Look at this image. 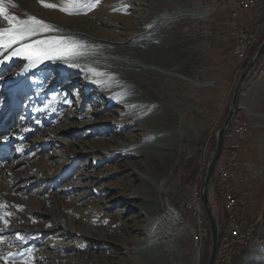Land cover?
<instances>
[{"label": "rangeland", "instance_id": "obj_1", "mask_svg": "<svg viewBox=\"0 0 264 264\" xmlns=\"http://www.w3.org/2000/svg\"><path fill=\"white\" fill-rule=\"evenodd\" d=\"M127 1L93 0L87 6L84 0L85 6L73 16L96 11L108 20L115 13L111 10H125V5H130ZM138 1L142 6H128L130 17L115 18L110 24L97 23L93 28L85 22V28L81 27L85 33L99 32L114 48L92 46L71 31L65 33L50 17L55 11L39 0H4L0 5L9 17L0 15V29L11 30L0 33V58L2 54L5 59L10 57L8 64L0 66V256L4 250L15 249L21 257L11 260L15 264H87L90 259L109 264H185L184 258L191 254H198L199 264L208 263L211 232L210 239L196 246L187 225L191 214L184 212L183 202L191 193L189 187L199 183L201 189L216 150V135L229 116L249 60L240 62L233 56L229 13L219 2ZM143 8L148 10L145 15L139 10ZM13 16L17 19L11 21ZM29 17L43 21L47 30ZM25 20L27 25L20 23ZM147 27L151 30L150 44L140 45L139 50L118 46L125 39L120 33H142ZM29 28L41 30L11 42V36L26 33ZM67 45H78L74 48L78 54L65 51ZM113 57L126 63L137 59L143 64V74L138 77L146 83L147 97L120 81L136 75L128 67L114 65ZM15 75V80L22 77V83L13 96H5L2 82ZM12 98L14 102L9 104ZM123 100L133 103L132 107L119 104ZM140 103H148L152 111L150 119H140L141 125L154 133L149 138L138 124H118L124 113L138 112L140 106L136 105ZM69 115L75 117L67 120ZM244 122L250 133L243 143V169L241 175L237 174L236 189L241 222L253 225L256 233L251 246H235V256L228 264H264V56L240 91L238 111L225 135L224 147L230 140L227 134H233ZM151 142L179 155L192 151L171 198L185 219L176 231L179 252L166 249L165 237L151 238L148 246L131 247V238L140 241L147 237L139 229L144 221L147 224L153 220L152 208L145 207L144 220L134 218L133 212L119 213L129 205L125 202L127 189H140L143 182L160 188L159 181L164 177L147 168L148 152L121 162L104 160L99 151L116 144L130 143L129 148L134 149ZM163 155L158 157L161 161L174 158L172 154ZM134 178L138 180L131 185ZM135 202L140 206V201ZM72 206L77 210L78 233L70 230L72 221L63 214ZM154 208L161 211V205ZM216 216L221 235L226 231L228 216L221 208ZM98 222L106 227L96 226ZM91 231L108 236L104 241L90 238L87 235ZM56 243L65 246V251L49 248ZM90 243L95 246H88L86 251L78 248ZM256 244L262 246L257 253L253 252Z\"/></svg>", "mask_w": 264, "mask_h": 264}, {"label": "bare ground", "instance_id": "obj_2", "mask_svg": "<svg viewBox=\"0 0 264 264\" xmlns=\"http://www.w3.org/2000/svg\"><path fill=\"white\" fill-rule=\"evenodd\" d=\"M113 1L115 2L116 0H113ZM44 3L63 6L62 0H44ZM126 3H128L130 5H133L135 3L137 5L142 6V4L138 0L131 1V2L128 0ZM130 5H125V10L120 11L118 13L115 11L116 8L111 10L115 13H113V15L110 16L111 18H109L108 20L103 19L101 17V15H98L97 12L94 11L95 9L93 10L94 12H92L91 14L84 12V14L81 17H74L73 15H69V17H66V15H67L66 12L59 10V7H55V8L47 7V9L55 11L54 16H50V17H53V19L55 18V20H57V22L59 24L58 26L65 33L70 34L69 31H71L75 35H77V37H79V40H83L92 46H99L101 48L107 46V47L114 48L113 44H111V41H107V40L103 39V37L100 35L99 32L94 31V30H91V31L88 30L89 32L85 33L81 29V27L85 28V22L86 23L90 22L91 23L90 28H93L94 25H96V26L98 25L97 23H99V24H110L109 21L114 20L115 18H118V19L121 18L122 19L123 17H125V18L130 17L131 14L127 15V9H128V6H130ZM120 7H122V6H120ZM112 8L113 7H111V9ZM120 9L121 8H119V10ZM139 10H140V12H142V15L143 14L145 15L146 11H148V10H145L144 8L139 9ZM162 15H164V13ZM164 18L165 17H163V19ZM132 21L134 22V18H132ZM71 27H73V28L70 30ZM74 28H76V30ZM67 29H69V30H67ZM163 29L164 28H162V30ZM150 32H151V30L147 27V28H144L142 33L141 32H139L137 34H135V32L134 33H126V32L120 33V36L125 37V39L123 41L118 42L119 43L118 46H124L125 48L131 47L135 50H139L140 45H142V44L146 45L148 43L150 44L149 41H151V39H152ZM112 43H114V42H112ZM9 59H10V57H7L5 59V56H3L0 59V61H1L0 63H2V62L7 63L9 61ZM83 59H87V58H83ZM111 61L114 65H117V66L119 65V66L130 68L132 70V72L136 75L133 77L124 76L122 78V80H120L122 83L127 85V87L128 86L134 87L135 92H137V93L140 92L141 95H143L144 97L148 96L149 93H148L145 81L143 79H140V77H138V75L143 74L141 72L143 69V66H142L143 64L140 65L139 60H137V59L126 60L127 63H129V64H127L124 60H121V58L119 59V58L113 57V60H111ZM128 101L129 100H123V102H120L119 104L123 103L128 107L130 105H133V103L128 104L127 103ZM139 106H140V108H139L138 112L131 111L130 113H124L122 115V117L119 119L118 124L123 125L124 127H125V125L127 126L130 124H138L137 126H139V128H141L144 131V135H147L148 138L152 137V135H154V133H151L150 129L143 127L141 125L142 120H140L142 116L144 117L145 120L150 119L152 117V111L149 110L148 103H140V104L136 105V108ZM130 107H132V106H130ZM168 116H173V115H168ZM71 117L74 118L75 116L69 115L67 120L71 119ZM252 117L259 118L260 116L257 114H252ZM129 145H130V143L124 144V146L116 144L115 146H113V148L112 147L109 149H105V148L101 149L100 148L99 151L102 152L101 156L104 155V157H103L104 160L112 161L114 159H119V160H121V162L124 160L130 159V158H133L134 156H137L139 154L142 155V154H144V152L145 153L148 152V154L145 155V158L147 161V163H146L147 168L149 169V171L156 172V174L162 173L163 177H164L163 180L159 181L160 188H156L155 186L149 184L148 182H143V184H141L142 187L140 189L132 187V188L126 190V192H128V193H126V195H125V202L129 205L125 208L124 211L119 212L120 215H124V213L126 211L129 213L133 212L132 214L134 215V218H136L137 220H144V217L142 214H143V210L145 209V207H147V208H152L151 209V211H152L151 218L153 217V220L148 222L147 224L144 221V225H142V227H140V229H139V231H143L145 233V235H147V237L145 239L140 240V241L138 239L131 238L129 240V243L131 245H133L131 247L148 246V243L150 242L151 238L154 237L156 239H159V238L165 237L164 242H165V246L167 247L166 249L168 251H174L175 249H177V252H179L178 250L180 247V242L177 238L176 231L178 232V229L180 228V226H183L185 219H184V216L181 213V211H180V213H181L180 214L178 212V210L174 207V205L171 203V198H172V196L176 190L178 181H180L181 173L183 171V166H184L186 160L191 157L192 151L185 150L182 154L179 155L177 152H173L172 150L166 148L165 146H163L159 143L153 144L151 142V143L144 144L143 146H141L139 148H134V149L129 148ZM125 147H127V148H125ZM93 154H94V156L96 155L95 151H93ZM163 154H172L174 156V158L170 161H166V159H163L161 157L163 159L162 161H164V162H162L161 159L158 157L160 155H163ZM95 159L99 160L98 158H95ZM118 164H120V163H118ZM139 168H142V167L140 166ZM143 169H146V166L143 167L142 170ZM136 180H138V179H136V178L132 179L131 185H133L136 182ZM209 196H210V194H209ZM210 200H211V198H210ZM135 201H140L141 202L140 206H137ZM211 203H212V201H211ZM143 205H145V206H143ZM159 205H161V211H157L154 208V206L159 207ZM71 208H73V209H70L69 211H63V214L67 218L71 219V221H72L71 223L74 226V228L72 226V228H70V230H72V231L75 230L78 233L79 231L75 226V223L77 221L76 216H75V211H77V210L73 206ZM184 214H186V213H184ZM205 214H206V212H205ZM98 225H101V226L103 225L106 227V224L104 222H98V224L96 226H98ZM107 226H108V224H107ZM105 227H103V228H105ZM163 227H165V229L162 232L161 229ZM150 235H151V237L149 238ZM61 236L68 237L69 235L66 233H62ZM87 236L90 238H97L98 240L104 241V239H106V237L108 235L105 233L97 232V231H91L90 233H88ZM36 238H38V237H36ZM61 243H63V242H61ZM61 243L60 244L56 243L49 248L54 250V251L63 252V251H65L66 247L63 246ZM90 244L91 245H87V244L85 245L84 244L85 246L81 245V246H78V248L86 251L87 249H89V247L92 248L93 246H95V244H93V243H90ZM261 247L262 246L260 244H256L255 248L253 249L254 250L253 252L257 253L256 250H260ZM123 249H125V248H123ZM127 249L128 248H126L125 250L127 251ZM128 252H129V250H128ZM198 257H199L198 254H191L190 256H187L186 258H184V260L186 261L185 264H199ZM20 258L21 257L15 251V249H10V250L8 249V250H4V254H1L0 263L1 264H15L11 260H15V259L20 260ZM37 258L38 257H35L34 261ZM133 258H134V260L138 259L137 257H132V259ZM39 261H42V260H39ZM261 261H263V260H261ZM34 263L35 262H33V261H28V262L17 263V264H34ZM87 264H109V263H107L106 261H103V260L94 262L92 259H90V260H88Z\"/></svg>", "mask_w": 264, "mask_h": 264}, {"label": "built area", "instance_id": "obj_3", "mask_svg": "<svg viewBox=\"0 0 264 264\" xmlns=\"http://www.w3.org/2000/svg\"><path fill=\"white\" fill-rule=\"evenodd\" d=\"M223 5L229 13L228 35L234 43V55L240 62L250 60L256 49L263 43L261 29L264 26V0H213ZM263 19L259 20L258 15ZM253 17V24L241 25L247 17ZM250 127L240 123L235 132L227 134L230 140L225 141L220 159L216 165L213 183L210 187V198L215 213L221 210L227 213L226 231L221 234L216 262L231 263L235 256V246H251L255 240L256 229L253 225L244 226L239 216L240 198L237 192V174L242 173L241 152L244 140L249 136ZM202 175L200 176V178ZM190 195L183 202L184 212H188L187 225L193 233L196 246L203 245L204 239H210V230L205 210L200 198V185L192 187ZM205 240V241H206Z\"/></svg>", "mask_w": 264, "mask_h": 264}, {"label": "water", "instance_id": "obj_4", "mask_svg": "<svg viewBox=\"0 0 264 264\" xmlns=\"http://www.w3.org/2000/svg\"><path fill=\"white\" fill-rule=\"evenodd\" d=\"M264 56V41L263 43L257 48L255 53L252 55V57L249 60L248 67L246 68L245 72L243 73L238 86L236 88L234 99L232 102V108L229 113L228 118L226 119L225 124L223 127L218 131L216 137H217V146L216 150L213 154V157L209 164L207 165L205 177L203 180V184L200 189V198L201 202L203 204L204 210L206 212V216L209 222L210 232H211V254L208 260L207 264H215L216 262V256L217 251L219 247V239H220V231H219V225H218V219L216 216V213L214 211V208L212 206L211 200H210V187L213 180L214 170L215 167L220 159L224 138L228 130L230 129L231 125L233 124V121L235 119L236 113L238 111V100L241 89L244 87L245 81L247 78L252 76L254 74V70L259 65V62L261 58Z\"/></svg>", "mask_w": 264, "mask_h": 264}, {"label": "snow or ice", "instance_id": "obj_5", "mask_svg": "<svg viewBox=\"0 0 264 264\" xmlns=\"http://www.w3.org/2000/svg\"><path fill=\"white\" fill-rule=\"evenodd\" d=\"M40 2L45 7H53V8L59 7V10L64 11L69 15L78 14L79 11L82 9V7L85 6L84 0H62L63 6H58V5H54V4H45L44 0H40ZM92 2H93V0H87V6H90ZM3 3H4V0H0V5H2ZM13 6L15 7V5H13ZM0 15H5V18L9 19V17H7V15L5 14V10L2 7H0ZM16 19L17 18L14 16L10 17L11 21H14ZM28 19L33 21L37 25H41L43 30H47L48 26L43 21H39L35 17H29ZM20 23L23 25H27L28 20L21 21ZM38 30H41V29L29 28L26 30V33L24 31H21V32L14 34L13 36L10 37V40H11V42H15V40L17 38L24 39L26 34L31 35ZM6 31H11V30L10 29H0V33L6 32ZM75 47H78V45H67V46H64V50L67 52H71L72 55H76L78 53H76L74 51ZM13 54H15V53H13Z\"/></svg>", "mask_w": 264, "mask_h": 264}, {"label": "crops", "instance_id": "obj_6", "mask_svg": "<svg viewBox=\"0 0 264 264\" xmlns=\"http://www.w3.org/2000/svg\"><path fill=\"white\" fill-rule=\"evenodd\" d=\"M253 17H255V15H251L249 17H247L246 19L243 20V23H241V25H243L244 27H248V26H251L253 24ZM258 19L261 20L263 19V16L262 15H258ZM261 34L264 38V26L262 27L261 29ZM230 39V38H229ZM230 44H231V51H232V54L233 56L236 58V56L234 55V43L230 40ZM237 59V58H236ZM259 75V74H258Z\"/></svg>", "mask_w": 264, "mask_h": 264}, {"label": "trees", "instance_id": "obj_7", "mask_svg": "<svg viewBox=\"0 0 264 264\" xmlns=\"http://www.w3.org/2000/svg\"><path fill=\"white\" fill-rule=\"evenodd\" d=\"M223 150H224V146H223ZM220 239H221V235H220Z\"/></svg>", "mask_w": 264, "mask_h": 264}]
</instances>
